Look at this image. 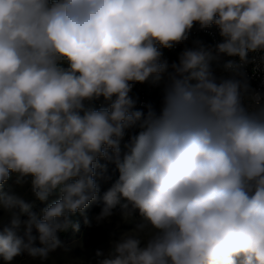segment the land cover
I'll return each mask as SVG.
<instances>
[{
    "label": "clouds",
    "instance_id": "clouds-1",
    "mask_svg": "<svg viewBox=\"0 0 264 264\" xmlns=\"http://www.w3.org/2000/svg\"><path fill=\"white\" fill-rule=\"evenodd\" d=\"M194 23L223 41L162 60ZM257 55L264 0H0V185L15 174L46 203L0 193V257L45 264L102 201L97 224L117 208L141 219L97 264H264V94L244 71ZM221 56L239 62L218 73ZM150 79L161 102L145 112L130 93Z\"/></svg>",
    "mask_w": 264,
    "mask_h": 264
},
{
    "label": "rangeland",
    "instance_id": "rangeland-1",
    "mask_svg": "<svg viewBox=\"0 0 264 264\" xmlns=\"http://www.w3.org/2000/svg\"><path fill=\"white\" fill-rule=\"evenodd\" d=\"M28 179L30 180L31 178L29 177ZM0 193L23 195L27 202L34 204L32 211L36 213L46 207V203L34 199L28 191L27 185L21 187L16 183L15 174H12L3 185H0ZM97 215V213L91 214L88 219L89 223L82 226L77 237L73 235L71 238H65V236H62L63 232L59 233L60 246L50 253L49 259L45 264H97L98 260L108 256L111 250V242L118 240L122 234L134 229L136 223L140 222L141 219L139 212L136 211L132 219L124 221L119 211L115 212L109 221L97 224L95 220ZM21 219H27V215H22ZM0 220H3L4 224L9 223L10 220V218L6 217L2 208H0ZM33 234L38 235L35 229H33ZM36 246H41L38 241ZM97 252H101L103 255L98 257ZM0 264H40V261L32 259L27 253H22L14 257L11 262H5L0 257Z\"/></svg>",
    "mask_w": 264,
    "mask_h": 264
},
{
    "label": "built area",
    "instance_id": "built-area-1",
    "mask_svg": "<svg viewBox=\"0 0 264 264\" xmlns=\"http://www.w3.org/2000/svg\"><path fill=\"white\" fill-rule=\"evenodd\" d=\"M223 41V38L219 34V29L217 26L212 25L207 28H201L199 23H194L193 28L190 30L189 38L171 49L161 48L162 60H166L169 64L172 62L178 61L179 53L185 47H197L203 45L206 48L214 49V46L217 43ZM250 57L253 54H249ZM227 60H235L239 62L238 57H227L221 56L219 61H213L212 66L219 73V65H222ZM244 71L247 74V77L250 81L251 88L256 92L264 94V63H261L259 55L256 57L255 63H248L244 66ZM163 82L154 83L151 79L145 83H137L130 95L137 100L136 108L147 111L145 107L148 104H152L153 107L158 111L160 108L161 94H162ZM93 106L97 109L100 107H107V103L101 97L99 100L93 102ZM101 163H105L101 161ZM114 166L108 165V174L111 179H103V182L106 184L107 188L118 178V174L113 171Z\"/></svg>",
    "mask_w": 264,
    "mask_h": 264
},
{
    "label": "trees",
    "instance_id": "trees-1",
    "mask_svg": "<svg viewBox=\"0 0 264 264\" xmlns=\"http://www.w3.org/2000/svg\"><path fill=\"white\" fill-rule=\"evenodd\" d=\"M118 174V172H116ZM97 182L100 184V188H101V195L103 194V192H105L108 188L106 186V184L103 182V180L98 177L97 178ZM103 206L102 201H97V202H92L89 204V206L85 209L84 214H80L77 213L75 214V216L73 217L74 221H76L79 225V230L75 231L72 229H69L67 232H63L62 236H65V238H71L73 237V235H76V237L79 235L82 226H84L86 223L85 221L89 219V217L91 216L92 213H97L99 214V212L101 211V208ZM119 208H117L115 210V212H119Z\"/></svg>",
    "mask_w": 264,
    "mask_h": 264
}]
</instances>
